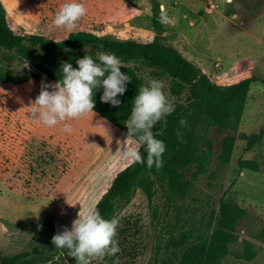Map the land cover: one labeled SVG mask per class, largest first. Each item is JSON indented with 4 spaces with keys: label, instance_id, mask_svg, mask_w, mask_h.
I'll return each mask as SVG.
<instances>
[{
    "label": "rangeland",
    "instance_id": "1",
    "mask_svg": "<svg viewBox=\"0 0 264 264\" xmlns=\"http://www.w3.org/2000/svg\"><path fill=\"white\" fill-rule=\"evenodd\" d=\"M2 1L11 22L24 32L42 33L58 39L70 33L51 27L60 6L68 0ZM213 1L159 0L177 21L174 25H165L169 43L181 49L203 71L217 69L220 72L218 80L224 84L232 80L242 59H250L254 72L264 78V0H232L231 4L226 0H215V7ZM77 2L83 3L87 12L77 21L74 30L97 28L103 34L144 42L151 41L156 34L152 21L153 0ZM46 54L33 48L24 56L0 47V107L4 114L27 130L68 150L73 157V166L60 185L46 197L18 194L0 182V251L3 254L32 251L41 237L52 232V227L48 226L51 220L56 233L65 226L71 230L78 213L85 214L106 186L111 175L108 163L116 157L112 154L99 162L121 131L94 112L54 127H47L30 117L28 107L40 92L42 78H46L45 83H55L38 68L37 63L45 60ZM136 69L143 78V85L151 79L163 80L164 91L174 106L183 97L172 92L170 77L158 75L144 64H138ZM65 123L70 125V131L64 130ZM263 127V81L252 84L237 133L214 126L212 121L199 120L194 159L182 168L176 186L160 187L154 205L157 219L152 229L153 249L149 256L136 261L137 264L148 261L151 264H179L174 241L180 239L182 233L195 236L210 232L213 229L212 211L223 196L248 210L239 223V239L224 257V264H264V240L256 235L264 226V138L253 148H247L248 137L259 133ZM228 135L235 136V145L230 160L223 162L220 157L222 143ZM239 159H250L251 166L240 167ZM87 173L86 185L62 223L56 209ZM136 196L129 204L121 203L113 218L118 219L135 202ZM3 219L21 222L24 227L11 231ZM35 221L37 228L31 226ZM246 241L255 252L252 259L236 253L245 248ZM49 255L50 259L43 256L36 263L76 264L71 255ZM109 263L105 257L89 262Z\"/></svg>",
    "mask_w": 264,
    "mask_h": 264
},
{
    "label": "trees",
    "instance_id": "2",
    "mask_svg": "<svg viewBox=\"0 0 264 264\" xmlns=\"http://www.w3.org/2000/svg\"><path fill=\"white\" fill-rule=\"evenodd\" d=\"M160 5L159 0H153L152 21L156 34L151 41L144 42L103 34L97 28L74 30L61 39L42 33L24 32L11 22L8 11L0 0V47L24 56L29 55L33 48L46 52V59L37 63L38 68L54 82L61 78V62H69L73 68H78L76 61L85 55L99 62L97 57L100 52L112 53L127 66L121 68V72L127 74L131 82L126 84L125 93L117 97L121 101L119 107L101 102L102 87L94 90L93 95V112L121 132L99 160L107 159L112 154L116 156L108 163L111 175L107 184L90 209L98 210L103 218L111 220L121 203L129 204L137 195L135 202L117 219L119 225L115 239L120 252L115 256H105L109 264H115L117 260L119 264H137L136 261L150 255L154 238L152 229L157 219V208L154 206L156 195L160 187L164 188L166 184L176 186L182 168L194 159L197 151V123L200 119L212 121L214 126L237 133L252 84L264 82V78L254 72V64L250 59L238 62L237 71L227 84L218 80L220 72L217 69L203 71L181 49L169 43L165 25L158 19ZM138 64L147 65L158 75L170 77L173 80L174 95L183 96L175 104L174 111L152 129L155 138L166 145L162 156L163 167L160 169L155 166L147 167V153L143 147L140 152L145 158L144 164L123 160L116 153V141L126 138L128 130L125 122L130 117L132 101L143 85V78L136 69ZM181 120L187 122L186 126L180 125ZM178 129L182 133V139L177 136ZM263 138L264 127L259 133L248 137L247 148H253ZM234 145V135H228L223 140L220 154L223 162L230 160ZM251 163L250 159H239L242 168L250 167ZM72 166L73 157L68 150L27 130L4 114L0 107V182L7 188L23 195L49 196L70 173ZM88 176L89 173L58 205L56 212L62 223L72 206L76 205ZM247 213L248 210L238 203L221 197L212 211L213 229L210 232L195 236L182 233L180 239L174 241L179 264H224V257L239 239V223ZM2 221L11 231L24 227L21 222L8 219ZM31 226L37 228V222ZM48 226L52 227V232L41 237L32 251L12 255L0 251V264H37V260L43 256L50 259V253H65L70 256L67 249H58L52 245L51 239L57 233L52 220ZM256 235L264 240V226ZM14 238L13 233L12 239ZM250 245L246 241L245 248L236 251L237 255L246 259L254 258L255 252ZM71 258L74 262L75 259ZM146 264H151V261Z\"/></svg>",
    "mask_w": 264,
    "mask_h": 264
},
{
    "label": "clouds",
    "instance_id": "3",
    "mask_svg": "<svg viewBox=\"0 0 264 264\" xmlns=\"http://www.w3.org/2000/svg\"><path fill=\"white\" fill-rule=\"evenodd\" d=\"M226 3L231 4L232 0H226ZM86 12L83 3L68 0L60 6L51 27L71 32ZM158 19L162 25L177 22L163 4L160 5ZM97 59L99 62L85 55L76 61L78 68H73L69 62H61L62 75L55 83H45L46 78H42L40 92L28 107L30 117L47 127H54L60 122L93 113L94 90L101 87V102L119 107L121 101L117 97L125 93L126 84L131 82L130 77L121 72V68L127 66L112 53L100 52ZM165 87L163 80L151 79L139 88L132 101L130 117L125 122L128 130L126 138L116 141V153L121 159L144 164L145 158L140 152L143 147L147 153V167H163L162 156L166 145L155 138L152 129L174 111V104L165 93ZM186 124L185 120L180 121L182 127ZM64 130L70 131V125L65 123ZM177 136L182 139L179 129ZM118 225L116 218L105 219L96 209H89L83 215L80 211L72 222L71 230L65 226L53 235L51 243L58 249H67L76 264H89L91 259H103L106 255L115 256L120 252L115 239ZM115 264H119L118 260Z\"/></svg>",
    "mask_w": 264,
    "mask_h": 264
},
{
    "label": "built area",
    "instance_id": "4",
    "mask_svg": "<svg viewBox=\"0 0 264 264\" xmlns=\"http://www.w3.org/2000/svg\"><path fill=\"white\" fill-rule=\"evenodd\" d=\"M212 6L214 7L216 6L215 0L212 2Z\"/></svg>",
    "mask_w": 264,
    "mask_h": 264
}]
</instances>
